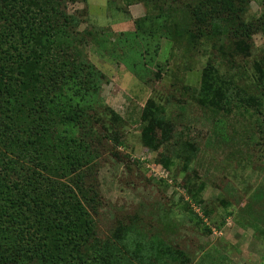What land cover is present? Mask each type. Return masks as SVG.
<instances>
[{
    "label": "rangeland",
    "instance_id": "obj_1",
    "mask_svg": "<svg viewBox=\"0 0 264 264\" xmlns=\"http://www.w3.org/2000/svg\"><path fill=\"white\" fill-rule=\"evenodd\" d=\"M170 2L159 3L167 9L189 0ZM67 11L80 12L79 30L98 37L83 50L107 76L101 97L123 120L118 142L100 123L91 138L90 175L99 193L95 211L89 209L91 242L120 264H264V86L254 73L264 54V0L251 1L245 13L251 37L245 55L218 38L190 55L157 32L124 42L119 34L135 31V19L163 13L139 0H88ZM208 64L233 80L224 110L195 101ZM151 98L171 122L147 119ZM150 134L162 142L156 151L143 144ZM0 151V161L15 157L25 171H41L3 146ZM163 154L174 157L171 168L159 162ZM169 252H180L178 263Z\"/></svg>",
    "mask_w": 264,
    "mask_h": 264
},
{
    "label": "trees",
    "instance_id": "obj_2",
    "mask_svg": "<svg viewBox=\"0 0 264 264\" xmlns=\"http://www.w3.org/2000/svg\"><path fill=\"white\" fill-rule=\"evenodd\" d=\"M87 1L0 0V146L41 168L25 171L15 157L0 161L6 171L0 173V264H120L111 251L91 242L95 222L89 209L95 211L99 197L90 175L96 158L91 138L100 123L118 142L123 120L101 97L107 76L83 50L98 37L79 30L80 12L67 11L69 4ZM139 1L163 13L135 19V31L119 34L126 43L157 32L189 55L217 38L244 55L251 48L244 16L253 0H189L167 9L159 2L178 0ZM105 32L102 36L111 37ZM254 73L264 86V54L254 63ZM232 90L233 80L208 64L195 101L224 110ZM145 111L148 120L171 122L152 98ZM142 141L155 151L162 143L151 134ZM173 161L172 154L159 159L167 168ZM178 253H168L176 263Z\"/></svg>",
    "mask_w": 264,
    "mask_h": 264
},
{
    "label": "built area",
    "instance_id": "obj_3",
    "mask_svg": "<svg viewBox=\"0 0 264 264\" xmlns=\"http://www.w3.org/2000/svg\"><path fill=\"white\" fill-rule=\"evenodd\" d=\"M150 168H151V171H152V172H154V173L157 172V174H159L160 176L167 177V174H165L164 172L160 174V173L155 169V167L150 166Z\"/></svg>",
    "mask_w": 264,
    "mask_h": 264
}]
</instances>
